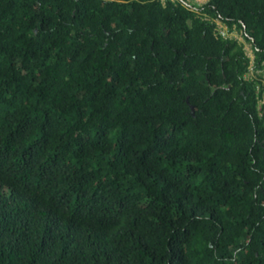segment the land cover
I'll return each instance as SVG.
<instances>
[{"label":"trees","instance_id":"trees-1","mask_svg":"<svg viewBox=\"0 0 264 264\" xmlns=\"http://www.w3.org/2000/svg\"><path fill=\"white\" fill-rule=\"evenodd\" d=\"M263 74L264 0H0V264H264Z\"/></svg>","mask_w":264,"mask_h":264},{"label":"built area","instance_id":"built-area-1","mask_svg":"<svg viewBox=\"0 0 264 264\" xmlns=\"http://www.w3.org/2000/svg\"><path fill=\"white\" fill-rule=\"evenodd\" d=\"M218 32L223 38H228V37H231V36L235 37L234 36V31L233 32H229L227 30V28L221 23H218ZM252 60H253V57L251 58V62H252ZM254 73H259V71H255V72L252 71L251 75H253ZM263 83H264V74H263ZM260 103L264 105V93L262 94V98L260 99Z\"/></svg>","mask_w":264,"mask_h":264},{"label":"rangeland","instance_id":"rangeland-1","mask_svg":"<svg viewBox=\"0 0 264 264\" xmlns=\"http://www.w3.org/2000/svg\"><path fill=\"white\" fill-rule=\"evenodd\" d=\"M192 5H201L203 3H205L207 0H188ZM234 36L239 40V41H243V37L238 33V32H234ZM245 49L247 51V54L252 58V51L251 48L249 46V44H245Z\"/></svg>","mask_w":264,"mask_h":264},{"label":"water","instance_id":"water-1","mask_svg":"<svg viewBox=\"0 0 264 264\" xmlns=\"http://www.w3.org/2000/svg\"><path fill=\"white\" fill-rule=\"evenodd\" d=\"M191 110H192V112H193V107H191Z\"/></svg>","mask_w":264,"mask_h":264}]
</instances>
